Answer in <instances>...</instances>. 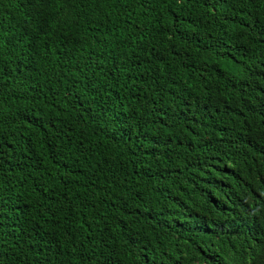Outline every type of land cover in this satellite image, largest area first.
I'll use <instances>...</instances> for the list:
<instances>
[{"label":"trees","instance_id":"16d2710c","mask_svg":"<svg viewBox=\"0 0 264 264\" xmlns=\"http://www.w3.org/2000/svg\"><path fill=\"white\" fill-rule=\"evenodd\" d=\"M0 264H264V0H0Z\"/></svg>","mask_w":264,"mask_h":264}]
</instances>
